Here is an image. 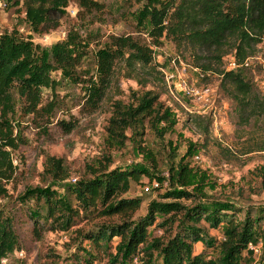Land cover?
Instances as JSON below:
<instances>
[{
	"label": "rangeland",
	"instance_id": "374dc122",
	"mask_svg": "<svg viewBox=\"0 0 264 264\" xmlns=\"http://www.w3.org/2000/svg\"><path fill=\"white\" fill-rule=\"evenodd\" d=\"M96 1L100 5L88 8L69 0L55 27L36 31L24 18L23 0H0V33L14 29L19 37L30 39L45 49L64 39L68 31L74 32L81 41V55L72 69L66 74L59 69L51 70L55 84L52 89L43 88L42 110L22 112L20 100L16 93L13 94L14 110L10 118L12 135L17 137L8 150L14 169L11 177L2 183L0 214L10 219L16 246L0 257V264H86L87 260L89 264H109L107 254L113 251L110 241L93 243L83 239L85 230L119 219L117 214H99V204L86 211L79 209L76 223L67 230L42 229L40 237L35 238L29 212L38 210L42 221L46 208L41 199L26 198L24 193L28 186L50 182L44 167L47 155L61 157L70 182L89 176L86 165L95 167L98 161H103V154L110 157L108 167L134 164L147 169L148 173L141 172L138 179L130 178L124 194L140 198V207L131 215L134 217L143 214L147 201L158 198L168 186V167L181 158L188 141L195 142L196 149L182 161L207 174L209 182L204 184L205 196L200 200L228 201L236 207L240 217L245 210L259 212L258 230L264 233V192L260 185L264 175V112L251 114L244 121L230 96V86L220 84V76L215 72L202 73L190 63L195 62L192 52H207L194 49L186 42L176 44L167 36L161 37L160 45L152 46V59L146 66L115 58L101 99L94 106L88 104L86 88L98 80L95 51L106 45L111 35L130 34L145 43L150 40L146 26L137 23L138 10L147 0ZM226 49L231 52L229 47ZM230 52L222 58L224 65ZM207 59L200 57L198 61ZM263 63L264 39H261L253 46L247 65L240 68L253 92L264 100ZM181 80L188 88H209L208 100L203 104L205 110H201L200 101L184 92L179 85ZM146 89L157 93L158 100L169 108L174 117L173 124L166 126L164 120H159L155 131L150 117L145 116L136 126L138 134L133 135L127 129L122 145L111 144L105 126L113 102L130 101L134 93ZM46 103H51L49 109L44 108ZM59 120L73 125L65 130ZM138 143L148 154L137 150ZM196 154L197 158L194 157ZM154 173L160 174L162 179L157 181L150 177ZM154 182L157 185H153ZM67 197L72 207L77 208L70 191ZM181 201L189 203L190 200L183 198ZM200 224L207 227L216 242L220 240L219 225L208 227L203 220ZM162 232V228L148 227L149 235L159 236ZM258 238L263 241L262 235ZM193 251H202L205 258H214L218 254L216 247H202L200 242L195 243ZM132 264L142 263L136 259Z\"/></svg>",
	"mask_w": 264,
	"mask_h": 264
},
{
	"label": "trees",
	"instance_id": "16d2710c",
	"mask_svg": "<svg viewBox=\"0 0 264 264\" xmlns=\"http://www.w3.org/2000/svg\"><path fill=\"white\" fill-rule=\"evenodd\" d=\"M68 1L23 0L24 18L32 29L46 31L58 24ZM75 1L80 7L100 5L96 0ZM137 17V23L146 26L149 42H141L130 34L111 35L108 43L95 51L98 80L86 88L88 104L94 106L101 99L115 58L146 66L152 59V46L160 45L161 37L167 36L176 44L186 42L194 49L207 52H192L195 62L190 63L202 73L215 72L220 76V84L230 86V96L244 121L251 114L264 112V100L253 92L241 66L225 69L222 61L230 52L226 47L231 49L233 60L240 63L252 54L255 43L264 39V0H147L138 10ZM80 45L81 41L70 31L49 49L19 37L14 29L0 33V193L4 192L3 181L11 177L14 169L8 150L17 137L12 135L10 118L14 110L13 94L16 93L20 100L22 112L42 110V90L52 89L55 84L51 70L59 69L66 74L72 69L81 55ZM200 57L209 59L200 62ZM113 106L105 130L109 142L116 146L124 143L127 129L133 135L139 133L136 126L145 116L150 117L155 131L159 120H164L166 126L174 122L172 112L150 89L134 93L127 102L116 100ZM50 107L51 103L44 106L45 109ZM58 122L65 130L73 125ZM139 145H136L137 150L148 154ZM195 149V142L188 141L181 158L168 167V186L158 198L147 201L143 214L134 217L131 215L140 207V198L124 194L130 178L138 179L141 172L148 173L147 169L134 164L108 167L110 157L103 154V161H98L95 167L86 165L89 176L70 182L61 157L47 155L44 167L50 182L28 186L24 193L26 198L41 199L46 208L42 221L38 210L29 212L35 238L40 237L42 229L67 230L76 223L79 209L86 211L99 204V214H117L119 219L85 230L83 239L93 243L110 241L113 251L107 254L109 264H132L134 257L142 264H254L246 243L262 235L264 245V233L258 230L260 213L245 210L240 217L236 207L228 201H201L205 196L204 184L209 182L207 174L182 161ZM150 177L157 181L162 179L158 173ZM260 185L264 192V175ZM68 191L73 194L77 208L72 207ZM183 198L189 199V203H183ZM200 220L208 227L219 225L223 239L216 242ZM149 226L162 228L163 232L159 236L149 235ZM197 242L202 247H216L217 256L205 258L202 251H193ZM15 246L16 234L11 221L0 214V257ZM89 263L87 260L86 264Z\"/></svg>",
	"mask_w": 264,
	"mask_h": 264
},
{
	"label": "built area",
	"instance_id": "2783aa9c",
	"mask_svg": "<svg viewBox=\"0 0 264 264\" xmlns=\"http://www.w3.org/2000/svg\"><path fill=\"white\" fill-rule=\"evenodd\" d=\"M247 58H244V60L240 63H236L233 58L230 56V58L227 60V62L224 65L225 69L229 68H235L238 66H243L247 65ZM264 65V63H263ZM180 87L184 90L185 93L191 95L195 100L200 101L202 105L201 110H205V106L203 105L207 102L208 100V87H204L201 89H193V88H188L186 87L184 81H180ZM195 158L198 157V155H194ZM153 185H157V183H153ZM148 187L145 185L144 189L146 190ZM220 239H223V236L220 235ZM246 249L251 253L253 257L254 264H264V254H263V241L259 238L255 240H249L246 243ZM1 260H4V257L1 258ZM132 261H136V258L134 257Z\"/></svg>",
	"mask_w": 264,
	"mask_h": 264
}]
</instances>
